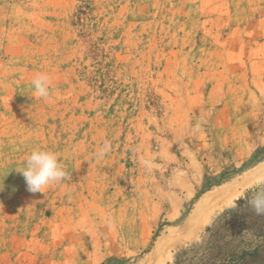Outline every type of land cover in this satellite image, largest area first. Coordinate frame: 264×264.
I'll use <instances>...</instances> for the list:
<instances>
[{
  "label": "rangeland",
  "instance_id": "1",
  "mask_svg": "<svg viewBox=\"0 0 264 264\" xmlns=\"http://www.w3.org/2000/svg\"><path fill=\"white\" fill-rule=\"evenodd\" d=\"M262 177L264 0H0V264H264Z\"/></svg>",
  "mask_w": 264,
  "mask_h": 264
},
{
  "label": "clouds",
  "instance_id": "2",
  "mask_svg": "<svg viewBox=\"0 0 264 264\" xmlns=\"http://www.w3.org/2000/svg\"><path fill=\"white\" fill-rule=\"evenodd\" d=\"M35 95L43 98H50V87L52 80L45 72H38L31 81ZM194 133L202 131L199 123L195 124L192 128ZM111 149L109 141H105L96 153L98 158H103ZM145 168L151 169L155 165L151 159L141 157L140 161ZM20 172L26 182L27 190L31 193H43V190L49 185L63 181L67 178L68 174L64 166L59 160V157L54 151L35 148L26 157L24 166L17 170ZM255 192L247 198V204L253 209L257 215H264V177L258 178L255 182ZM244 198V194H241ZM235 202L232 207H235Z\"/></svg>",
  "mask_w": 264,
  "mask_h": 264
}]
</instances>
